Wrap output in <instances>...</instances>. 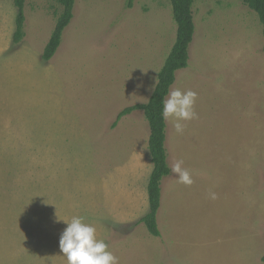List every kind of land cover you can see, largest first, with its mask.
<instances>
[{
  "label": "rangeland",
  "instance_id": "1",
  "mask_svg": "<svg viewBox=\"0 0 264 264\" xmlns=\"http://www.w3.org/2000/svg\"><path fill=\"white\" fill-rule=\"evenodd\" d=\"M62 6L0 0V264H66L70 220L97 228L119 264H264V37L240 0H195L189 65L174 88L198 94L168 162L194 183L162 182L160 236L139 223L153 169L142 110L176 41L170 0H76L49 61ZM210 192L216 193L212 199Z\"/></svg>",
  "mask_w": 264,
  "mask_h": 264
},
{
  "label": "trees",
  "instance_id": "2",
  "mask_svg": "<svg viewBox=\"0 0 264 264\" xmlns=\"http://www.w3.org/2000/svg\"><path fill=\"white\" fill-rule=\"evenodd\" d=\"M17 8L16 31L14 41L19 42L24 35L25 23V0H13ZM62 11L58 16L56 26L44 49L43 59L49 61L57 52L64 30L73 18V11L76 0H56ZM133 0H129L131 6ZM251 8L262 24L264 37V0H240ZM174 19L177 23L176 41L168 54L164 65L158 73V85L155 86L149 100L144 104H135L121 110L113 124L116 127L118 122L133 111L142 110L149 123V152L153 169L148 179L147 193L149 201L148 212L140 218L147 230L154 236H160L157 215L161 206L162 182L165 177L171 174L166 148L167 123L161 117L162 100L168 90L175 83L177 71L187 68L189 65V49L195 34V23L193 17V5L195 0H170ZM264 262V255L262 256Z\"/></svg>",
  "mask_w": 264,
  "mask_h": 264
},
{
  "label": "clouds",
  "instance_id": "3",
  "mask_svg": "<svg viewBox=\"0 0 264 264\" xmlns=\"http://www.w3.org/2000/svg\"><path fill=\"white\" fill-rule=\"evenodd\" d=\"M158 83L157 78L156 85ZM197 98L198 94L193 90L174 87H170L163 98L161 117L165 123H172L177 134L184 133L186 122L198 118L195 111ZM183 164L182 159L174 161L170 165L171 172L178 183L191 186L194 183L192 173ZM209 195L212 199L217 198L215 192ZM58 219L67 224L59 241L66 264H119V258L110 250L109 244L98 236L97 228L85 222L83 216H73L70 220Z\"/></svg>",
  "mask_w": 264,
  "mask_h": 264
}]
</instances>
